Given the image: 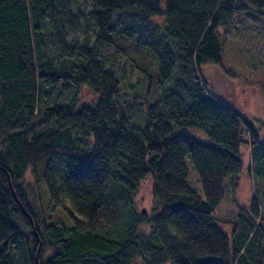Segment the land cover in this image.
Returning a JSON list of instances; mask_svg holds the SVG:
<instances>
[{"label":"trees","instance_id":"obj_1","mask_svg":"<svg viewBox=\"0 0 264 264\" xmlns=\"http://www.w3.org/2000/svg\"><path fill=\"white\" fill-rule=\"evenodd\" d=\"M79 1L0 0V264H37L36 257L40 264H264L256 199L260 221H234L231 236L214 214L228 189L236 190L243 148L264 137L212 91L223 84L217 71L235 78L221 67V28L238 12L264 9V0H91L88 13L74 9ZM116 14L160 24L142 44L132 30L118 32ZM84 24L92 37L70 41ZM133 37L156 56L143 127L133 122L144 117L138 96L119 102L121 78L100 59L109 45L140 52L120 44ZM163 80L170 84L159 93ZM83 86L96 95L91 104L77 93L65 102L43 98L44 87ZM176 128L199 129L211 142ZM188 158L205 200L189 183ZM29 172L52 205L42 219L26 191ZM146 178L150 215L135 201Z\"/></svg>","mask_w":264,"mask_h":264},{"label":"rangeland","instance_id":"obj_2","mask_svg":"<svg viewBox=\"0 0 264 264\" xmlns=\"http://www.w3.org/2000/svg\"><path fill=\"white\" fill-rule=\"evenodd\" d=\"M75 10L88 13L92 10L91 0H80L74 5ZM116 29L119 33H124L125 30H132L134 34H139L142 38V44L150 40V33L155 28V24H160L158 18H155L152 23L142 26L139 21L129 15L114 16ZM87 27L90 29L87 30ZM220 30V36L224 39L221 67L229 75L235 76L234 79L223 78L220 72L217 71V79L223 84L219 89H212L213 92L231 102L247 119L255 125L260 138L264 137V9H253L246 12H238L232 17L231 24ZM84 29L88 33L84 32ZM94 34L92 25H83V29L74 35H70V41L77 44L83 42ZM121 34V35H122ZM121 45L136 46L139 51L133 52L131 55L119 50L117 45H109L103 47L100 53V59L105 60L113 66L121 78V90L119 102H124V99H132L136 97V103L140 104V109L144 117L138 121V117L134 119V124L143 127L146 120V110L149 105L154 103V97H146V84L148 74H154V61L156 56L149 51L148 47L139 46L138 40L124 38L120 41ZM150 52V53H149ZM148 53L147 56L145 54ZM154 57L152 56V54ZM140 54H142L141 60ZM153 60V61H152ZM157 68V67H156ZM216 68L213 67V70ZM158 70V69H157ZM204 71V70H203ZM147 76V77H146ZM154 77V75H151ZM157 78V76L155 75ZM161 81L156 83V89L159 93L165 91L170 83L163 84ZM161 88V89H160ZM47 91L46 98L48 103L65 102L71 99L77 93V98L81 103L91 104V101L96 99V95L88 88L81 87L79 89L64 90L51 89L44 87ZM124 100V101H123ZM135 116V115H134ZM176 131L181 134L191 135L199 140L210 143L208 135L199 129L195 128H176ZM243 168L238 176L237 186L235 191L228 189L224 199L215 210L217 223L223 225L224 231L231 236L235 224L243 217L252 218L260 221L259 216H264V139L257 146L252 147L250 144L242 150ZM189 168V183L194 188L200 197L205 200V195L201 186V182L195 172L189 158L187 159ZM55 169L61 170L63 167L62 159L55 162ZM26 191L29 200L34 208L36 217L43 218V210L45 211L52 205H48V195L44 184L38 180V176L34 172H29L26 177ZM256 199L259 207V216L254 215L252 204ZM137 210H144L145 215L151 214L154 198L152 194V181L150 178L144 179L139 185L138 193L136 194ZM140 212V211H139ZM30 214V213H29ZM31 215V214H30ZM128 216H124L123 223L128 220ZM227 220L229 223L224 222ZM264 228V220L262 222ZM149 231V228H147ZM51 254L50 250L42 255L43 259H48Z\"/></svg>","mask_w":264,"mask_h":264},{"label":"water","instance_id":"obj_3","mask_svg":"<svg viewBox=\"0 0 264 264\" xmlns=\"http://www.w3.org/2000/svg\"><path fill=\"white\" fill-rule=\"evenodd\" d=\"M143 212H144V210H143ZM36 261H37V264H40L39 261H38V257H36Z\"/></svg>","mask_w":264,"mask_h":264}]
</instances>
